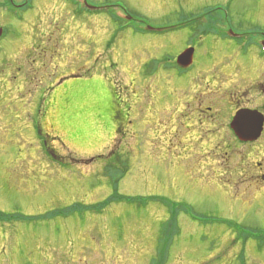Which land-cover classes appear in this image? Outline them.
Segmentation results:
<instances>
[{
  "label": "rangeland",
  "instance_id": "obj_1",
  "mask_svg": "<svg viewBox=\"0 0 264 264\" xmlns=\"http://www.w3.org/2000/svg\"><path fill=\"white\" fill-rule=\"evenodd\" d=\"M32 2L0 10V264H264V139L230 128L264 116V55L213 30L264 33V0Z\"/></svg>",
  "mask_w": 264,
  "mask_h": 264
},
{
  "label": "water",
  "instance_id": "obj_2",
  "mask_svg": "<svg viewBox=\"0 0 264 264\" xmlns=\"http://www.w3.org/2000/svg\"><path fill=\"white\" fill-rule=\"evenodd\" d=\"M3 30L0 29V37ZM193 49L185 51L179 58L178 62L184 66H189L193 59ZM264 116L253 110H241L237 113L232 128L236 135L243 142L257 141L263 132Z\"/></svg>",
  "mask_w": 264,
  "mask_h": 264
},
{
  "label": "trees",
  "instance_id": "obj_3",
  "mask_svg": "<svg viewBox=\"0 0 264 264\" xmlns=\"http://www.w3.org/2000/svg\"><path fill=\"white\" fill-rule=\"evenodd\" d=\"M49 155H50V157L51 158H53L54 157V159L53 160H55V162L57 161V159H61V157H59L58 156V153H56V151H55V153H54V155L53 154H50V152H49ZM52 155V156H51ZM117 198V197H116ZM119 198H122L121 196L119 197ZM112 199H108L107 200V202L105 201V203L103 204V205H101V204H99V206L98 207H96V209L97 210H101L100 212H103V209L106 207V206H108L109 205V203L108 202H110ZM126 201V200H125ZM123 202V201H122ZM101 205V206H100ZM100 207V208H99ZM69 209V212H78V211H82L83 209H87V208H85V207H83L82 205H80V204H76V205H73V206H70V207H68ZM102 208V209H101ZM10 217H11V215H8V214H3L1 211H0V221H9V219H10ZM11 218H15V216H12Z\"/></svg>",
  "mask_w": 264,
  "mask_h": 264
},
{
  "label": "flooded vegetation",
  "instance_id": "obj_4",
  "mask_svg": "<svg viewBox=\"0 0 264 264\" xmlns=\"http://www.w3.org/2000/svg\"><path fill=\"white\" fill-rule=\"evenodd\" d=\"M239 36H240V39H242V34H243V32H239L238 31V33H237ZM261 36H262V38H263V41H264V33H261ZM261 56V55H260ZM264 58V57H263ZM244 63H246V62H244ZM194 65H196L195 64V62H193V66ZM194 68H195V66H194ZM186 105H188V104H186ZM191 106V105H190ZM226 128H228V125H226ZM226 130V129H225ZM264 139V130H263V133H262V136H261V138L258 140V141H261V140H263ZM257 141V142H258ZM245 145H251L250 143H247V144H245ZM254 145V144H253ZM256 181H258V182H264V173H262V174H258L257 175V178H256Z\"/></svg>",
  "mask_w": 264,
  "mask_h": 264
},
{
  "label": "bare ground",
  "instance_id": "obj_5",
  "mask_svg": "<svg viewBox=\"0 0 264 264\" xmlns=\"http://www.w3.org/2000/svg\"><path fill=\"white\" fill-rule=\"evenodd\" d=\"M181 31H183V30H181ZM178 32H179V31H178ZM44 117H45V115L42 117V121H43V122H45Z\"/></svg>",
  "mask_w": 264,
  "mask_h": 264
}]
</instances>
